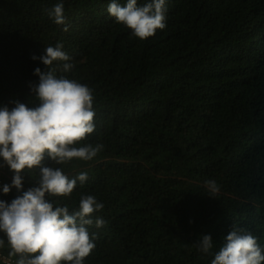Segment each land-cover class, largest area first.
Segmentation results:
<instances>
[{"label":"trees","instance_id":"1","mask_svg":"<svg viewBox=\"0 0 264 264\" xmlns=\"http://www.w3.org/2000/svg\"><path fill=\"white\" fill-rule=\"evenodd\" d=\"M60 2L67 32L48 15ZM111 2L0 0V109L37 106L34 71L47 70L39 57L57 43L75 65L64 73L55 61L57 75L92 89L95 130L82 143L102 151L91 161L42 162L88 174L69 198L53 200L70 211L82 195L104 205L87 226L95 248L84 264H211L232 227L264 249V0H165L166 26L145 40L115 22ZM37 173H22L23 191ZM14 175L0 157L7 204L21 195L3 193ZM204 235L208 254L195 246Z\"/></svg>","mask_w":264,"mask_h":264},{"label":"clouds","instance_id":"2","mask_svg":"<svg viewBox=\"0 0 264 264\" xmlns=\"http://www.w3.org/2000/svg\"><path fill=\"white\" fill-rule=\"evenodd\" d=\"M107 11L140 40L166 26L165 0H150L143 5H138V0H127L123 6L112 0ZM48 15L56 25H65L63 31L69 30L62 2ZM45 51L39 59L47 70L36 68L34 75L39 82L30 85L37 106L30 108L17 101L11 111L7 106L0 109V157L15 173L11 186L4 185L3 193L7 195L12 188L21 193L10 204L0 201V232L6 237L8 258L18 257L15 264H84L95 248V234L90 235L87 226L93 224L92 214L104 205L92 195H82L78 209L70 211L67 204L53 200L69 198L78 182L84 185L88 174L80 172L69 177L62 167L43 166L42 162L45 156L58 166L73 160L91 161L104 146L82 143L95 130L92 89L57 75L55 61L65 62L59 68L64 73L75 66L62 43L48 46ZM34 169H38V178L33 179V187L23 191L22 173ZM205 187L210 197L219 192L215 180L206 181ZM103 225V219L97 217L95 226ZM4 246L5 239H0V248ZM195 246L208 254L213 248L211 236L200 237ZM211 264H264V249L250 232L232 227Z\"/></svg>","mask_w":264,"mask_h":264},{"label":"built area","instance_id":"3","mask_svg":"<svg viewBox=\"0 0 264 264\" xmlns=\"http://www.w3.org/2000/svg\"><path fill=\"white\" fill-rule=\"evenodd\" d=\"M0 262H3L4 264H15V260L13 258L9 259L7 255H5L0 250Z\"/></svg>","mask_w":264,"mask_h":264}]
</instances>
